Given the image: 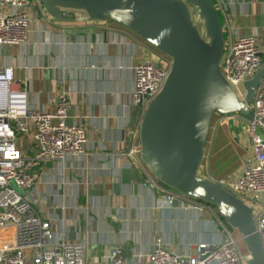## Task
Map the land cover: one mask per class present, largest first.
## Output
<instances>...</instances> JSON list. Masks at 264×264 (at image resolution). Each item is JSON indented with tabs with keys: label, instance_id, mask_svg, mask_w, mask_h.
Returning a JSON list of instances; mask_svg holds the SVG:
<instances>
[{
	"label": "crops",
	"instance_id": "1",
	"mask_svg": "<svg viewBox=\"0 0 264 264\" xmlns=\"http://www.w3.org/2000/svg\"><path fill=\"white\" fill-rule=\"evenodd\" d=\"M218 12L225 40L230 31L255 36L264 56V0H221ZM31 14L28 43L0 47V65L15 67L29 107L54 111L65 95L72 104L69 121H81L88 135L85 154L46 163L35 173L33 195L57 239L85 243L88 261H104L112 246L134 260L151 251L156 235L186 252L230 233L247 251L215 207L180 193L165 204L166 193L175 191L129 154L133 141L139 143L138 118L131 127L132 67L158 51L112 21L62 23L39 16L35 7ZM28 143L19 140L24 151ZM250 152L244 115L217 114L199 173L208 179L236 175Z\"/></svg>",
	"mask_w": 264,
	"mask_h": 264
},
{
	"label": "built area",
	"instance_id": "2",
	"mask_svg": "<svg viewBox=\"0 0 264 264\" xmlns=\"http://www.w3.org/2000/svg\"><path fill=\"white\" fill-rule=\"evenodd\" d=\"M213 1L218 8L221 0ZM32 7L49 17L40 0H0V47L28 43ZM158 53L160 61L149 59L132 67L131 104L142 105L137 131L147 106L162 90L173 65L170 57ZM263 64L255 36L229 32L221 68L241 98L246 93L243 83ZM26 100V92L17 88L15 67L0 65V264H246L249 256L230 233L223 241H202L186 252L171 249L163 236L156 235L151 251L134 260L128 259L118 246H112L104 261H88L85 243L57 239L51 219L43 217L34 198L35 173L46 163L85 154L87 127L81 121H69L72 104L65 95L50 112L29 107ZM248 109L244 119L251 152L244 158L241 172L211 180L253 208L264 249V78ZM21 137L28 139L27 151L20 148ZM138 146L133 141L129 154L141 165L136 154ZM178 197V193L169 191L164 203L172 205Z\"/></svg>",
	"mask_w": 264,
	"mask_h": 264
},
{
	"label": "water",
	"instance_id": "3",
	"mask_svg": "<svg viewBox=\"0 0 264 264\" xmlns=\"http://www.w3.org/2000/svg\"><path fill=\"white\" fill-rule=\"evenodd\" d=\"M62 23L107 22L129 29L172 59L162 90L139 126V155L160 183L191 199L215 205L243 239L246 264H264L253 208L199 173L214 113L249 115L264 64L243 83L241 98L221 68L225 35L213 0H40ZM36 13L40 16L38 7ZM158 66H160L158 64ZM142 105L133 112L131 127Z\"/></svg>",
	"mask_w": 264,
	"mask_h": 264
},
{
	"label": "trees",
	"instance_id": "4",
	"mask_svg": "<svg viewBox=\"0 0 264 264\" xmlns=\"http://www.w3.org/2000/svg\"><path fill=\"white\" fill-rule=\"evenodd\" d=\"M262 58H263V61H264V56L262 55ZM217 114H219V113H214V115H213V119H212V122H213V120L215 119V116L217 115ZM164 185V184H163ZM166 186V185H165ZM167 187V186H166ZM167 188H169V187H167ZM195 200H197V199H195ZM197 201H200V202H203V203H206V204H208V205H210V206H213V207H215L216 209H217V207L215 206V205H212V204H210V203H207V202H204V201H202V200H197ZM241 237V236H240ZM242 239V238H241ZM242 241H243V239H242ZM244 242V241H243ZM247 250V249H246ZM246 252V251H245ZM244 251H243V253H245ZM247 253H248V251H247ZM246 253V254H247Z\"/></svg>",
	"mask_w": 264,
	"mask_h": 264
},
{
	"label": "rangeland",
	"instance_id": "5",
	"mask_svg": "<svg viewBox=\"0 0 264 264\" xmlns=\"http://www.w3.org/2000/svg\"><path fill=\"white\" fill-rule=\"evenodd\" d=\"M155 60L156 61H160L161 60V58L159 57V56H156L155 57ZM138 149H139V146H138ZM136 154L138 155L139 154V152H136ZM139 157H140V155H139ZM155 179H157V178H155ZM157 181H159L158 179H157ZM172 191H175V192H177L176 190H174V189H172V188H170ZM178 193V192H177ZM240 245V244H239ZM241 248V247H240ZM242 250V249H241ZM247 253V251L245 252V254ZM246 255H248L249 257H250V255H249V252L246 254Z\"/></svg>",
	"mask_w": 264,
	"mask_h": 264
}]
</instances>
